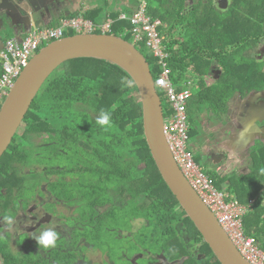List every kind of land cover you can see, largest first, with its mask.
I'll return each mask as SVG.
<instances>
[{"label":"trees","instance_id":"obj_1","mask_svg":"<svg viewBox=\"0 0 264 264\" xmlns=\"http://www.w3.org/2000/svg\"><path fill=\"white\" fill-rule=\"evenodd\" d=\"M231 1L222 14L212 7L186 11L188 0H148L149 15L168 27L161 33L176 86L185 89L188 75L200 77L188 106L191 142L200 116L225 123L234 97L264 92V62L253 55L264 39V0ZM97 15L82 14L93 21ZM127 28L128 22L117 21L112 35L132 44L123 35ZM178 31L182 43L172 39ZM138 51L157 77L158 59L144 45ZM213 72L218 82L206 88L202 79ZM102 111L110 114L108 125L96 123ZM23 127L0 161L1 264H91L95 256L100 264H153L160 254L184 264H199L206 255L202 261L220 264L162 178L145 137L138 88L120 66L86 57L65 62ZM252 148L261 196L243 226L264 252V147ZM39 208L49 222L37 232L6 228L20 213ZM49 229L58 233L56 246L43 248L37 237Z\"/></svg>","mask_w":264,"mask_h":264},{"label":"built area","instance_id":"obj_2","mask_svg":"<svg viewBox=\"0 0 264 264\" xmlns=\"http://www.w3.org/2000/svg\"><path fill=\"white\" fill-rule=\"evenodd\" d=\"M117 21L128 22L124 36L130 35L135 47L144 45L158 59L162 72L154 78L156 89L167 105L164 108V134L173 158L183 176L200 199L214 214L220 227L234 244L239 255L248 264H264V252L257 241L244 233L243 219L251 212L252 203L242 205L228 192L218 191L216 182L205 168L196 162L191 148L188 106L192 88L179 89L169 67L170 52L167 39L161 33L166 29L160 20L149 15L148 0H138L135 10L123 11L115 19L107 15L101 22L85 19L82 15L67 17L57 27L31 29L24 37L9 39L0 53V111L16 82L31 59L46 45L67 37V33L112 35ZM2 105V106H1Z\"/></svg>","mask_w":264,"mask_h":264},{"label":"water","instance_id":"obj_3","mask_svg":"<svg viewBox=\"0 0 264 264\" xmlns=\"http://www.w3.org/2000/svg\"><path fill=\"white\" fill-rule=\"evenodd\" d=\"M105 60L125 70L137 86L144 112L145 137L156 166L171 193L194 223L220 264H248L183 176L164 134L163 101L150 65L130 43L109 34H79L43 47L11 90L0 111V161L23 127L37 96L50 76L76 58ZM116 59V60H115ZM126 64L124 67L118 61Z\"/></svg>","mask_w":264,"mask_h":264},{"label":"crops","instance_id":"obj_4","mask_svg":"<svg viewBox=\"0 0 264 264\" xmlns=\"http://www.w3.org/2000/svg\"><path fill=\"white\" fill-rule=\"evenodd\" d=\"M136 7L137 1L134 3L129 0H0V53L9 39L24 37L31 26L38 28L58 26L62 19L76 16L81 12H97L96 20H98L104 15L132 11ZM102 13L103 15L100 16ZM165 27V30H167L168 27L166 25ZM196 79L197 77L193 79L194 84ZM202 81L205 83V80L202 79ZM214 84L212 82L210 85L206 84L205 87H213ZM240 101L239 99L230 101L226 118H231L230 108H233L234 113L232 116L238 112ZM258 107H255L254 111ZM244 110H246L245 115L248 114L249 118L243 121L245 116L239 115L242 118V127L236 130L233 136L229 134V138L224 143L216 141L210 153H208L206 146L202 148L198 145V138L200 136L204 138L205 136L202 127L206 128L207 125L209 127L210 123L200 125L199 135L193 139L192 147L196 158L200 160V165L204 168L206 166V172L216 177V184H218L220 190L228 192L233 199L238 200L242 205L251 202V212H253L255 201L258 196H261V191L257 190V183L261 184V179L258 178L259 176L255 177L257 178L255 181L253 179L256 172L254 168L256 163L251 160L250 152L255 142L253 136H259L256 137V141L261 143L264 141V127L260 126V120H264V117L254 118L255 113L252 114L248 109ZM204 118L206 120L208 117ZM232 119H230L231 123L233 122ZM227 120L223 126L217 127L216 132L218 135L222 136L224 134L223 136H225L226 132H230L231 129ZM227 157L229 160H227Z\"/></svg>","mask_w":264,"mask_h":264},{"label":"rangeland","instance_id":"obj_5","mask_svg":"<svg viewBox=\"0 0 264 264\" xmlns=\"http://www.w3.org/2000/svg\"><path fill=\"white\" fill-rule=\"evenodd\" d=\"M129 1L136 3V0H129ZM137 4H138V2H137ZM214 4H216L217 6L220 5L221 4V0H214ZM153 5L155 6V4H153ZM135 9L136 8H133V10H135ZM187 10H188V8H187ZM82 14H83V12H81L80 14H77V15L81 16ZM102 15H103V13L100 16H102ZM106 16L107 15H104L103 17H100L98 20H95V21L96 22H101V21H103V19L106 18ZM73 17H75V16H73ZM181 33H182V31L177 32L175 35H173L172 39L182 43L183 39H182V36H180ZM131 41H132L131 45L133 46L134 45L133 40L131 39ZM135 48L138 50V47H135ZM177 49H179V48L176 47V50ZM262 59L264 60V57ZM212 74L215 76L214 80L212 79L213 75H211L209 77H206V78H203V80H205V83L207 85L212 84V82L215 83L218 80V74L215 73V72H213ZM196 77H193V75L192 76L188 75L187 83L185 85H188L189 89L190 88H195L196 81L200 79V77H197V79L195 80V84H194V80L193 79L196 78ZM130 86H132V82L130 83ZM238 98H239V100H241L240 104H239V110H238V112L236 114H234V116H232L234 112H233V108H230V117L233 118L232 119L233 122L232 123L230 122V124L228 123V126H230L231 130L228 133L226 132L225 136H223L224 134L222 136L218 135L217 132H216L217 127L223 126L224 123L221 124L218 121H214L213 122V121H211V119H209L210 116L208 118H206V120L204 118L206 116H201L198 119V122L200 123V125H204V124L206 125L207 123L211 124V125H209L210 128L208 127V125H207L206 128L202 127L203 134L205 136H204V138H202L201 136L198 138L199 147L201 146L203 148V147L206 146V148L208 150V153H210L211 148L213 147V144L216 141H220V142L224 143L226 141V139L229 138V134L233 136L234 133L236 132V130H238L239 128L242 127V124H241V119L242 118H240L239 115L245 116V119H243V121L247 120L249 118L248 114L245 115V111L246 110L243 111V109H248V111L253 114V113H257V111L260 109V107L262 105H263V108H264V93H251L250 95H247L243 99H241L239 96L238 97L236 96L233 99H236V101H237ZM257 106H259V108L254 111V109H256L255 107H257ZM241 107H243V108H241ZM164 108L167 109V105L165 103H164ZM231 124H232V127H231ZM260 126L264 127V120H260ZM254 127L256 128L255 125H254ZM24 128L25 127H22L20 129V131L18 132V134L21 135L23 133V131H24ZM250 128H252V127L250 126ZM256 137H259V136H253V140L255 139L254 141L256 142V143L254 142V146L261 147V144H262V147H264V144H263L264 141H263V143H261L260 141H256L257 140ZM234 139H236V138H234ZM193 141L194 140H192V142ZM192 142H191V148L194 151V148L192 147ZM211 142H213V143H211ZM254 146H252V147H254ZM225 155H226V152H225ZM201 158H202V156H201ZM227 160H229L228 157H227ZM205 168H206V166H205ZM206 170H207V168H206ZM117 206L118 207L122 206V202L118 201L117 202ZM263 206H264V203H263ZM19 216H20L21 219H17V222L14 221L12 223L6 224V228L7 229L15 228L16 231H20L21 234H25L28 231L37 232L38 230H40L41 227H43V226H45L47 224V222H46L47 220L45 219L43 208H39L37 210L31 209V210L28 211V213H20ZM90 261H91V264H100L102 262L100 256H95Z\"/></svg>","mask_w":264,"mask_h":264},{"label":"flooded vegetation","instance_id":"obj_6","mask_svg":"<svg viewBox=\"0 0 264 264\" xmlns=\"http://www.w3.org/2000/svg\"><path fill=\"white\" fill-rule=\"evenodd\" d=\"M186 6L188 8V10L186 9V11H191L193 6L194 7L197 6V8L199 10H201V11H203L204 8H206V7H212L217 12H220V13L224 14V13H228L230 7L233 6V1H231V0H221V4L217 6L216 4H214V0H188ZM184 14H186V12H184ZM253 55L256 58V60L258 61V63H263L264 62V60L262 59L264 57V39L260 41V43L258 44L257 48L253 51ZM212 79L213 80L215 79L214 75H213ZM218 79H219V75H218ZM217 82H218V80H217ZM217 82H215V84ZM254 93H256V92H254ZM258 93H264V92H258ZM241 99H243V98H241ZM253 116H254V118L264 117L263 105L260 107V109L257 111V113H255ZM226 120H227V123L231 122V120L229 118H226ZM231 127H232V124H231ZM45 219L47 220L46 222L48 223L49 222V217L45 216ZM192 248H193V251L195 250L196 253L198 252V247H195V245H194ZM206 257H207L206 255L199 256L198 260L201 261V262H199V264H213L214 258H211L210 262L202 261V259L207 260ZM154 262L155 263H153V264H184L185 260L184 259H182V260L173 259L172 260L169 257H166L164 254H160L156 258V260ZM196 264H198V263H196Z\"/></svg>","mask_w":264,"mask_h":264},{"label":"clouds","instance_id":"obj_7","mask_svg":"<svg viewBox=\"0 0 264 264\" xmlns=\"http://www.w3.org/2000/svg\"><path fill=\"white\" fill-rule=\"evenodd\" d=\"M110 122V114L102 111L96 120L98 125L104 126L108 125ZM264 171V169H261ZM58 239V233L53 230H44L41 235L37 237V243L43 248H52L56 246V241Z\"/></svg>","mask_w":264,"mask_h":264},{"label":"bare ground","instance_id":"obj_8","mask_svg":"<svg viewBox=\"0 0 264 264\" xmlns=\"http://www.w3.org/2000/svg\"><path fill=\"white\" fill-rule=\"evenodd\" d=\"M116 60V59H115ZM118 61V60H117ZM119 63H121V65H123L124 67H128L126 64H124V63H122V62H120V61H118Z\"/></svg>","mask_w":264,"mask_h":264}]
</instances>
